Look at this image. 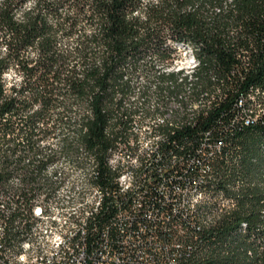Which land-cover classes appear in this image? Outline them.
Wrapping results in <instances>:
<instances>
[{
	"label": "trees",
	"instance_id": "trees-1",
	"mask_svg": "<svg viewBox=\"0 0 264 264\" xmlns=\"http://www.w3.org/2000/svg\"><path fill=\"white\" fill-rule=\"evenodd\" d=\"M172 44L191 48L195 79L167 70ZM150 72L149 87L132 97L135 79ZM186 87L191 103L205 93L210 105L189 125L165 126L167 140L187 146L208 129L220 133L226 143L206 191L234 204L193 219L177 238L176 264H264V122L229 124L236 104L244 118L243 109L264 105V0H0V118L85 119L75 134L102 159L131 134L128 123L172 98L185 104L177 95ZM19 147L0 142V182L9 157L29 149Z\"/></svg>",
	"mask_w": 264,
	"mask_h": 264
},
{
	"label": "built area",
	"instance_id": "built-area-1",
	"mask_svg": "<svg viewBox=\"0 0 264 264\" xmlns=\"http://www.w3.org/2000/svg\"><path fill=\"white\" fill-rule=\"evenodd\" d=\"M254 107L264 122V105ZM16 119L24 117L0 118V142L21 148L13 139L14 128L30 134L39 145L51 138L50 118H45L44 136H36L30 127H16ZM194 120H185L178 127ZM240 121L252 124L251 119L237 110L236 104L229 124ZM150 126H159V122L149 123ZM127 127H142V121L128 123ZM189 143L177 145L170 137L159 151H150L149 147L142 149L140 155H130L133 147L130 138L118 136L98 165L99 188L92 195L97 197V206L87 212L89 220L83 226L73 224L72 232L67 233L66 241L60 243L51 258L11 261L0 245V264H176L181 248L177 238L188 232L190 222L187 198H181V191L185 186H195L199 177H212L216 151L223 149L226 142L213 128ZM109 148H116V163H109ZM202 156H210L209 167L198 166V158ZM116 165H125V175L113 174ZM100 171L107 174L103 183ZM35 191L31 186L30 192L21 191L20 195L0 194V235L17 231L28 240L29 232H39V226L51 225L52 218H45V211H50L52 190H43L44 201L34 200ZM222 206L232 208L231 203ZM55 216H61L59 209ZM54 233L52 228V237ZM76 234H84L82 244H75ZM73 248H83L84 256L70 261Z\"/></svg>",
	"mask_w": 264,
	"mask_h": 264
},
{
	"label": "bare ground",
	"instance_id": "bare-ground-1",
	"mask_svg": "<svg viewBox=\"0 0 264 264\" xmlns=\"http://www.w3.org/2000/svg\"><path fill=\"white\" fill-rule=\"evenodd\" d=\"M190 49V69L188 72H181L178 81L183 78L195 79L193 69L198 65L194 54ZM168 71H182V68L169 67ZM192 94V89L186 87L177 98L188 100ZM205 93L199 94V99L195 102L185 101L180 103L172 98L167 106H160L155 113L145 118L142 127H131L130 138L133 147L130 148V155L142 154V149L150 147V151H159V147L165 144L167 136L164 127H175L190 120L201 106L204 112L207 109L202 98ZM204 102V101H203ZM247 114L245 118L256 122L260 116L258 111L255 114L242 110ZM175 112L177 116L175 115ZM187 115L180 119L179 116ZM85 119L81 118H50V127H53L51 138L45 139L40 145L32 139L30 134H23L21 128L13 129V139L19 146L29 147L26 151H17L11 155L8 164L3 166L4 171L10 175L7 180L0 182V194L5 196L20 195V192H30L31 186L36 190L34 200L44 201L43 190H52L50 211H45V218H52L51 225L39 226V232H29L28 240L19 236L17 231L4 232L0 235V245L11 261H40L42 258H51L56 254L57 247L62 241H66L67 233L72 232V225L83 226L85 220H89V210L97 206V197H92L98 192L99 179L98 165L100 160L93 150L85 147L78 141L77 131H85ZM137 122L133 120L132 123ZM159 126H150L149 123H158ZM30 127V132H36V136H43L45 133V118L43 117H24L16 119V127ZM38 126V128H37ZM166 130V129H165ZM71 142L76 146L75 149L63 150L61 147L65 142ZM43 146L47 149L43 152ZM49 147V148H48ZM32 148V149H31ZM222 149L216 151V158L221 154ZM56 157V158H55ZM109 163H116V148L108 150ZM1 160L3 158L1 157ZM216 163V162H215ZM215 163H212V173L215 170ZM210 156L198 158V166L209 167ZM2 168V167H1ZM14 172L15 174L14 176ZM113 174L125 175V165L113 166ZM215 180L212 177H199L195 186H185L181 191V198L186 199L188 207V217H190L189 228L193 226V219L198 216L203 222L211 220L212 216L222 210V203H231L232 199H223L209 195L206 191L208 186H213ZM225 198V197H224ZM212 205L211 215L204 213L205 207ZM61 216H55L57 211ZM217 216V215H216ZM52 228L55 233L52 237ZM44 235V237H41ZM52 241V242H51ZM84 242V234H76L75 244ZM84 256L83 248H73L70 253V261H77Z\"/></svg>",
	"mask_w": 264,
	"mask_h": 264
},
{
	"label": "rangeland",
	"instance_id": "rangeland-1",
	"mask_svg": "<svg viewBox=\"0 0 264 264\" xmlns=\"http://www.w3.org/2000/svg\"><path fill=\"white\" fill-rule=\"evenodd\" d=\"M172 45L174 47V52L171 54L173 60L171 59L172 63H171L170 68L179 66L180 68H182L183 73L188 72L190 69V62L188 60V57L191 54L189 46H181L179 44H172ZM152 75H153V72H150L149 75L141 74V75H139V77H137V79H135L138 86H136L135 92L132 93V95H131L132 97H134V98L137 97L139 95V90H142L143 88L149 87V86H144V84L152 78ZM12 76H14L13 72H8L6 74L7 79H11ZM209 95L212 96L213 94L210 92ZM256 109H257V111H256V113H257L258 108H256ZM143 120H145V118L140 117L137 119V122H141V121L143 122Z\"/></svg>",
	"mask_w": 264,
	"mask_h": 264
}]
</instances>
